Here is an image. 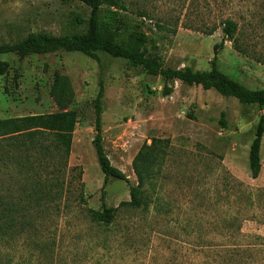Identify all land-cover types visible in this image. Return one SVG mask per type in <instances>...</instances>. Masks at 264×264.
Listing matches in <instances>:
<instances>
[{"label":"rangeland","instance_id":"1","mask_svg":"<svg viewBox=\"0 0 264 264\" xmlns=\"http://www.w3.org/2000/svg\"><path fill=\"white\" fill-rule=\"evenodd\" d=\"M126 3L121 40L142 25L164 66L202 70L210 68L214 45L223 40L217 26L222 17L235 18L244 10L249 56L226 41L220 68L251 89L264 88V0L210 8L194 0ZM90 11L79 0H0V43L32 31L84 32ZM104 15L113 17L107 9ZM203 17L215 29L210 35L201 30ZM100 56L101 64L81 52L0 55L7 64L0 74V118L57 111L50 94L55 72L70 78L75 99L69 108L79 114L66 189L62 198L49 202L48 212L21 189L24 176L0 166V264H217L219 244L233 243L249 245L254 264H264V198L253 206L246 200L251 191L256 195L264 189V136L259 176L253 178L249 168L250 144L264 109L181 81L165 96L160 76L125 59ZM15 73L21 74L18 87ZM100 80L105 83L104 147L131 184L138 183L133 160L141 146L153 137L170 144L145 185L152 213L144 216L124 206L110 225L89 215V209L102 205L104 183L93 145ZM129 200V184L111 179L105 187L107 206ZM26 211L34 218L24 221Z\"/></svg>","mask_w":264,"mask_h":264},{"label":"trees","instance_id":"2","mask_svg":"<svg viewBox=\"0 0 264 264\" xmlns=\"http://www.w3.org/2000/svg\"><path fill=\"white\" fill-rule=\"evenodd\" d=\"M90 7L91 11L86 21L84 32L56 35L47 31H32L26 37L15 42L0 43V55L16 54L20 58L35 54H50L60 51L81 52L101 64L100 53L122 58L134 67H141L146 73L160 76L163 80V94L170 95L175 81H181L189 86H201L205 90L215 89L225 97H234L244 105L255 104L264 109V88L251 89L232 78L220 68L219 54L225 42L232 43L240 54L249 56L247 42V20L244 10L239 16L222 17L217 26L221 27L223 40L214 45V55L210 68L194 69L191 66H164L160 55L149 46V36L142 25L137 24L125 40H121L124 31V19L120 14L129 10L126 0H79ZM196 4L202 1L205 8L212 3H227L236 5L245 0H194ZM195 4V5H196ZM203 4V5H204ZM107 9L113 17L107 19L104 15ZM109 9H112L111 11ZM82 20L79 19L78 22ZM201 30L212 34L215 30L209 27L206 18L201 20ZM176 32V30H173ZM262 62L261 60H258ZM7 64L0 62V74ZM15 73L16 86H19ZM58 110L51 113L28 114L17 117L0 118V166L14 168L19 176H24L23 190H28L27 196L42 207V213L49 210V202L62 198L65 191V180L68 160L71 154L74 131L79 120L76 109L69 108L75 99V92L70 78L60 72H55L50 91ZM105 83L99 81V90L94 100L95 136L93 145L99 166L104 174L102 186V205L99 209H89L92 221L98 224L110 225L114 222L120 208L126 206L130 210H140L144 216L151 211V200L145 190L152 167L162 162L170 146L168 139L151 138L145 142L133 160V169L138 179L137 184H131L127 175L114 166L106 153L103 143V113H104ZM221 123L226 124L224 114ZM264 136V114L260 116L255 130V137L249 149V168L253 178L261 172V146ZM111 179H119L129 184L130 200L121 202L118 207L107 206L105 187ZM27 181V182H26ZM53 190H56L53 192ZM253 191L246 200L253 206L264 198V189ZM33 197V198H32ZM32 203V202H31ZM34 205V204H33ZM61 209L60 206H58ZM32 210V208H30ZM24 221L34 218L33 212L26 211L21 216ZM222 256L217 264H254V256L249 245L231 246L219 244L217 247Z\"/></svg>","mask_w":264,"mask_h":264}]
</instances>
